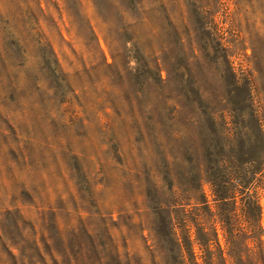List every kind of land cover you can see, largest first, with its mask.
Segmentation results:
<instances>
[{"label":"rangeland","instance_id":"obj_1","mask_svg":"<svg viewBox=\"0 0 264 264\" xmlns=\"http://www.w3.org/2000/svg\"><path fill=\"white\" fill-rule=\"evenodd\" d=\"M0 264H264V0H0Z\"/></svg>","mask_w":264,"mask_h":264}]
</instances>
